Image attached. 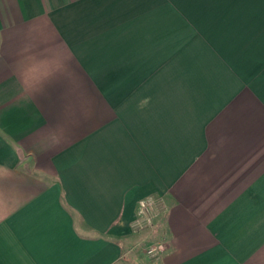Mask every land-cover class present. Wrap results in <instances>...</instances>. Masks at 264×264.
Masks as SVG:
<instances>
[{"label": "crops", "instance_id": "crops-1", "mask_svg": "<svg viewBox=\"0 0 264 264\" xmlns=\"http://www.w3.org/2000/svg\"><path fill=\"white\" fill-rule=\"evenodd\" d=\"M0 264H264V0H0Z\"/></svg>", "mask_w": 264, "mask_h": 264}, {"label": "built area", "instance_id": "built-area-1", "mask_svg": "<svg viewBox=\"0 0 264 264\" xmlns=\"http://www.w3.org/2000/svg\"><path fill=\"white\" fill-rule=\"evenodd\" d=\"M155 202L152 200L141 201L139 204L138 219L136 222V228L143 229L152 226L153 219L156 217ZM162 250V246H151L147 250V254L153 258L156 257L159 251Z\"/></svg>", "mask_w": 264, "mask_h": 264}, {"label": "rangeland", "instance_id": "rangeland-1", "mask_svg": "<svg viewBox=\"0 0 264 264\" xmlns=\"http://www.w3.org/2000/svg\"><path fill=\"white\" fill-rule=\"evenodd\" d=\"M145 230H147V229H143L142 231H145Z\"/></svg>", "mask_w": 264, "mask_h": 264}]
</instances>
